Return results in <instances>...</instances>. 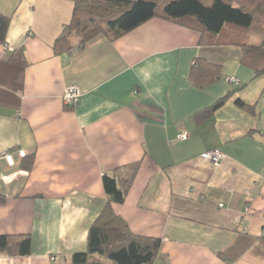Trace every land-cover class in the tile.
Listing matches in <instances>:
<instances>
[{
    "label": "crops",
    "instance_id": "1",
    "mask_svg": "<svg viewBox=\"0 0 264 264\" xmlns=\"http://www.w3.org/2000/svg\"><path fill=\"white\" fill-rule=\"evenodd\" d=\"M76 9L74 0H0L10 19L0 43V154L16 161L0 160V235L32 240L31 254L0 251V264L69 263L86 252L107 202L104 175L133 163L135 181L113 208L136 235L162 240L154 264H264V75L242 63L241 48L203 46L199 32L161 18L59 52ZM19 49L25 69L10 62ZM197 59L220 66V80L191 84ZM72 86L74 108L63 102ZM214 150L225 156L218 165L202 156Z\"/></svg>",
    "mask_w": 264,
    "mask_h": 264
},
{
    "label": "trees",
    "instance_id": "2",
    "mask_svg": "<svg viewBox=\"0 0 264 264\" xmlns=\"http://www.w3.org/2000/svg\"><path fill=\"white\" fill-rule=\"evenodd\" d=\"M74 1L77 9L73 21L56 42L59 52L75 54L99 36L114 41L153 18H161L199 32L203 46L241 48L244 52L242 63L252 67L256 77L264 75V0ZM9 23L8 17L0 15V43L4 45H7ZM10 62L25 69L27 61L23 49L15 50ZM220 69V66H210L197 59L190 73L191 84L200 89L207 88L220 80ZM233 92L211 108L196 113L194 118L200 120L210 116L224 106ZM236 104L254 111L240 100ZM139 169L140 163H133L104 175L107 202L89 230L87 251L75 253L69 263L58 264H103V261L154 264L160 255L162 240L136 235L113 208L125 202ZM31 249L30 235H0V251L10 256H27ZM219 257L224 259L225 254H219Z\"/></svg>",
    "mask_w": 264,
    "mask_h": 264
},
{
    "label": "built area",
    "instance_id": "3",
    "mask_svg": "<svg viewBox=\"0 0 264 264\" xmlns=\"http://www.w3.org/2000/svg\"><path fill=\"white\" fill-rule=\"evenodd\" d=\"M230 82H232L235 85L240 84L239 79H237L236 77L230 78ZM79 97H80V92H79L78 88H76L75 86L68 87L65 90V93L63 95V102L66 106L73 107L79 103ZM179 138L181 140H186L187 135L181 134ZM18 156L22 159V158H25L27 156V153L25 151L20 150V151H18ZM202 156H203V158L211 161L215 165L220 164L225 158L224 154L222 152H220L219 150L207 152V153L203 154ZM0 160L5 161L9 167H15V165H16L15 158L10 153H1L0 154Z\"/></svg>",
    "mask_w": 264,
    "mask_h": 264
},
{
    "label": "rangeland",
    "instance_id": "4",
    "mask_svg": "<svg viewBox=\"0 0 264 264\" xmlns=\"http://www.w3.org/2000/svg\"><path fill=\"white\" fill-rule=\"evenodd\" d=\"M73 39H74V38H73ZM74 41L77 42L78 39L76 38V39H74ZM79 99H80V97H79ZM78 104H79V103H78ZM78 104H77V105H78ZM77 105H76V106H77ZM76 106H73V108L76 107ZM19 151H20V150H19ZM22 151H24V150H22ZM12 155H13V154H12ZM13 156H14V155H13ZM26 157H27V156H26ZM22 159H24V158H22Z\"/></svg>",
    "mask_w": 264,
    "mask_h": 264
}]
</instances>
